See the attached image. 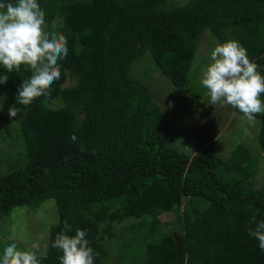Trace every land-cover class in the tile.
<instances>
[{"label":"trees","instance_id":"1","mask_svg":"<svg viewBox=\"0 0 264 264\" xmlns=\"http://www.w3.org/2000/svg\"><path fill=\"white\" fill-rule=\"evenodd\" d=\"M180 1L38 0L47 30L66 36L69 53L51 95L27 108L17 95L31 70L9 73L0 65V76H9L0 97L22 110L14 120L23 147L19 164L0 174V219L16 207L54 200L58 219L41 264H60L62 252L52 244L65 220L69 235L86 230L94 264H101L114 223L130 218L137 223L128 229L145 245L144 264H264V250L248 234L253 216L264 220V187L252 181L258 158L244 145L227 159L202 151L190 158L171 144L159 106L131 76L148 53L183 90L206 30L219 43L238 41L264 74V0ZM256 119L264 153V115ZM184 197L204 210L183 212L181 231L167 232L171 224L160 216L178 214Z\"/></svg>","mask_w":264,"mask_h":264},{"label":"rangeland","instance_id":"2","mask_svg":"<svg viewBox=\"0 0 264 264\" xmlns=\"http://www.w3.org/2000/svg\"><path fill=\"white\" fill-rule=\"evenodd\" d=\"M186 1L188 0L180 2ZM176 4L170 3L169 7ZM217 43L219 42L210 31L202 33L187 86L183 90L175 89L159 73L148 53L133 64L131 76L145 84L153 102L159 106L174 147L190 158L202 151L204 155L227 159L238 146L244 145L258 158L257 173L252 181L254 188H261L264 187V153L257 138L260 121L256 119L254 123H248L241 118L243 114L236 112L230 105L222 107L220 104H209L207 90L200 83L202 71L211 62L210 53ZM68 84L67 81L65 85ZM0 107V174H3L11 168L13 162L19 164L16 159L20 157L23 147L16 137L17 124L9 116L8 109L12 104L7 96L0 97ZM196 202L184 197L178 214L160 216L161 221L171 224L166 231H181L177 222L183 212L193 213V208H199V212H202L204 206ZM114 208H118V205ZM57 219L53 199L43 201L35 209L28 206L14 208L0 219V249L3 251L9 244L17 243L20 250H26L31 244L39 243L38 256L45 255L49 227ZM134 223H137V219L114 223L116 236L105 238L103 247L107 254L102 258L101 264H144L142 252L145 245L142 238H135L128 229Z\"/></svg>","mask_w":264,"mask_h":264},{"label":"clouds","instance_id":"3","mask_svg":"<svg viewBox=\"0 0 264 264\" xmlns=\"http://www.w3.org/2000/svg\"><path fill=\"white\" fill-rule=\"evenodd\" d=\"M45 16L38 0H0V65L9 73L19 71L22 66L32 72L18 89L17 103L25 108L36 99L51 95L52 84L61 78L59 62L69 53L66 36L54 27L48 31ZM210 61L200 80L207 90L209 104L230 105L248 123H254L257 115H264L261 99L264 74L250 59L247 49L236 40L217 43L210 53ZM8 79L7 75L0 76V84H6ZM21 111L15 105L8 109L11 118ZM71 138L77 139L74 134ZM250 223L255 228H249V236L257 239L259 248L264 250V220L257 221L253 216ZM69 232L71 225L65 220L64 229L57 233L52 244L62 252L60 264H94L96 254L86 239V230L76 229L74 235ZM39 249V243L31 244L26 250L11 243L0 255V264H41Z\"/></svg>","mask_w":264,"mask_h":264},{"label":"water","instance_id":"4","mask_svg":"<svg viewBox=\"0 0 264 264\" xmlns=\"http://www.w3.org/2000/svg\"><path fill=\"white\" fill-rule=\"evenodd\" d=\"M173 236H175V237H176V233H174V234H173Z\"/></svg>","mask_w":264,"mask_h":264}]
</instances>
